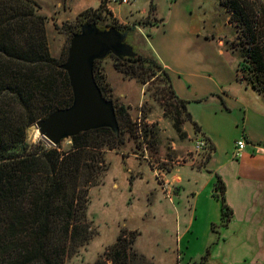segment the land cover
Returning <instances> with one entry per match:
<instances>
[{
    "label": "rangeland",
    "instance_id": "rangeland-1",
    "mask_svg": "<svg viewBox=\"0 0 264 264\" xmlns=\"http://www.w3.org/2000/svg\"><path fill=\"white\" fill-rule=\"evenodd\" d=\"M37 5L38 14L45 18V32L48 39L50 54L56 59H62L70 42L69 29L75 28L77 16L88 8L97 9L100 0H32ZM134 17L139 19L142 27H132L127 34L125 43L132 48L137 56L153 59L159 63H168L180 74L196 69L202 60V70L209 65L210 75L217 76L214 66L225 63V74L230 69L232 77L242 54L240 28L238 21L231 22L230 15L220 5L219 0H131ZM252 21L254 35L259 46H264V0H242ZM108 3V1H107ZM106 3V4H107ZM116 6V4H113ZM249 7V8H248ZM128 7L120 6L122 15L128 14ZM145 10V16L141 12ZM109 10L103 12L102 19L95 22L97 27L113 24L116 28L125 29L132 22H119ZM121 18H123L121 16ZM158 18L163 19L160 24ZM228 18V19H227ZM148 27L143 26L146 23ZM229 23V24H228ZM237 23V24H236ZM163 26L162 31L157 27ZM100 29V28H99ZM119 31V30H118ZM228 40V48L232 50L220 55L218 41ZM215 62V63H214ZM206 63V64H205ZM116 61L108 57L97 63L99 74L105 77L109 85L110 97L117 104L126 108L132 126L131 135L126 130L123 134L124 143L115 149H103V162L99 168L107 167L104 177L95 187L88 191V203L85 217L77 225L81 228L87 225L90 237L84 241L75 238L71 246L73 251H67L64 264H112L106 257V250L115 244L119 235L127 242V264H198L201 256L211 247V251L222 234L219 228L221 217V202L215 197H209L205 186L207 172L197 176L196 181H185L182 173L183 189L179 188V196L169 192L171 187L162 188L164 201L152 210L147 201L146 192L156 189L155 178L148 170L160 168L170 171L176 162L186 163L197 152L193 142L195 135L189 123L183 116L176 114V104L170 97L168 86L161 75H154L147 68L135 70L133 75L125 73L123 67L119 71ZM145 66L148 64L144 63ZM205 64V65H204ZM228 64V65H227ZM229 66V68H228ZM245 84V80L243 81ZM230 87L231 91L234 89ZM251 88V87H250ZM252 89V88H251ZM255 91V90H254ZM264 100V95L258 91ZM253 100L259 96L249 91ZM251 99V100H252ZM259 100L260 104H264ZM172 105V106H171ZM179 122V123H178ZM178 123V124H177ZM36 128L31 125L26 131V142L31 145L38 143L48 146L35 134ZM35 134V135H34ZM70 140L62 141L59 151L68 150ZM146 159V160H144ZM194 166H196L194 164ZM97 167V170H98ZM185 167L182 172H187ZM138 174V175H137ZM166 185V179L163 180ZM195 182L197 184H195ZM158 186V184H157ZM199 192V211H205L209 219H216L213 232L207 223L197 222L198 239L194 233L177 242V235L182 234L188 209L193 204L189 190ZM166 191V192H164ZM250 191V190H249ZM169 193V196L167 195ZM235 196V193H233ZM227 204V202H226ZM228 205V204H227ZM202 225H205L202 227ZM264 226H262V231ZM137 234V235H135ZM238 240V238L236 239ZM264 240V239H263ZM231 245H238L230 241ZM206 245V246H205ZM188 247V248H187ZM261 255L264 256V248ZM134 256L138 260H134ZM140 256L144 261L139 260ZM264 260L255 258L247 261ZM189 261V262H188ZM208 264H233L231 260L225 263L222 251L214 253ZM246 264V263H245Z\"/></svg>",
    "mask_w": 264,
    "mask_h": 264
},
{
    "label": "trees",
    "instance_id": "trees-1",
    "mask_svg": "<svg viewBox=\"0 0 264 264\" xmlns=\"http://www.w3.org/2000/svg\"><path fill=\"white\" fill-rule=\"evenodd\" d=\"M107 1L100 0L97 9L81 12L75 28L69 29V38L81 25L99 22L107 10ZM219 3L230 15L231 24L239 23L236 28H240L242 54L237 76L241 78L236 80H245L247 86L264 95V46L256 42L245 3L242 0H219ZM114 27L108 24L99 28ZM132 29L116 28L120 32ZM66 55L67 50L62 59L51 56L45 18L38 14L34 1L0 0V264H64L67 251L74 249L71 246L75 238L85 241L90 237L87 225L81 228L77 222L85 217L89 189L99 184L107 169L98 167L104 161L103 149L120 147L124 132L132 128L126 108L111 99L105 77L97 72L99 61H95L93 77L102 96L113 103L118 135L109 129L81 133L70 139L66 151H59V144L46 148L41 143L26 142V131L31 125L72 102L67 75L60 69ZM109 57L114 58L119 71L125 72L122 68L127 67V74L147 68L153 76L161 75L176 104V114L183 116L194 134H200L205 143L204 155L209 157L213 147L192 121L187 102L176 96L162 65L141 56L122 60ZM224 193L225 186L216 177L212 196L221 202L218 227L222 229L231 218ZM215 228L211 226L212 231ZM126 247L125 237L119 235L105 255L112 264H127ZM210 253L211 247L198 264H208ZM134 255V260H138ZM139 260L143 262L144 257Z\"/></svg>",
    "mask_w": 264,
    "mask_h": 264
},
{
    "label": "crops",
    "instance_id": "crops-1",
    "mask_svg": "<svg viewBox=\"0 0 264 264\" xmlns=\"http://www.w3.org/2000/svg\"><path fill=\"white\" fill-rule=\"evenodd\" d=\"M111 1L108 0V2ZM108 4V9L113 17L124 24L126 21L132 22L130 27H137V24L142 27L141 24L139 25V19L149 16L134 17L132 14L133 2L126 6L129 16L120 14L122 11L119 5ZM146 13L145 10L141 12L143 16ZM158 21L163 24V19L158 18ZM149 25L151 26L150 22L143 26L148 27ZM157 28L162 31L163 26L160 25ZM227 41V39L218 41V53L222 56L229 51L233 53L228 48ZM160 64L169 74L176 96L187 102L186 109L192 121L197 124L200 132L213 147L209 157L207 154L204 155V150H202L186 163L176 162L173 164V168L166 173L159 168L163 172V178L166 179L167 188L171 187L172 189L169 193L179 196V188L183 187L184 180L182 173L185 176V181L190 183L191 180L196 181L197 176L207 172L208 176L205 186L202 188V194L205 195L207 188L209 197H213L216 177H219L225 186L224 197L231 210V218L227 227L222 229V234H218L220 237L214 242L210 259L215 252L220 250L225 263H228L229 260L233 264H247V261L255 258L264 260V256L261 255L262 244L264 248V229L262 231V226H264V104L259 102L263 98L249 86L236 80L238 77L241 78L237 76L238 67L235 76L232 77L230 69L226 74L224 73L225 63L217 66L212 63L217 76H219L217 79L210 75L209 65L207 66L206 63L205 69L202 70V60L200 61L201 65L196 69L191 68L189 73L183 74L175 71L174 67L168 63L161 62ZM232 85L235 88L231 91ZM249 91L257 94L259 100H253ZM240 139L245 140L246 147L241 156L235 158V143ZM185 167H189V170L182 172ZM153 169L151 170L148 165L147 172L151 171L150 174L155 178ZM155 183L156 189L146 192V198L151 204L152 210H156L158 204L164 201L163 191L157 186L156 179ZM195 184L197 183L195 182ZM183 190L188 192L185 188ZM188 194L191 196L193 204L188 209L189 217H186L182 234L177 235V242L178 240L181 242L188 234H193L194 229L197 231L195 228L197 222L207 223L208 226H216L218 223L213 217L209 219L205 211H199V207L202 206H198V202H196L199 199V192H194L192 189ZM213 232L216 233V231ZM197 236V233H194L195 239L199 238ZM237 238L238 240H236ZM230 241L236 242L238 245H231ZM259 262L261 261L256 260L248 264H259Z\"/></svg>",
    "mask_w": 264,
    "mask_h": 264
},
{
    "label": "water",
    "instance_id": "water-1",
    "mask_svg": "<svg viewBox=\"0 0 264 264\" xmlns=\"http://www.w3.org/2000/svg\"><path fill=\"white\" fill-rule=\"evenodd\" d=\"M127 34L128 31L120 32L115 28L100 30L92 22L81 25L71 37L60 69L67 75L72 102L34 123L38 138L48 146L56 147L81 133L99 129H109L118 135L113 103L102 96L93 77V64L110 55L121 60L136 58L125 43Z\"/></svg>",
    "mask_w": 264,
    "mask_h": 264
},
{
    "label": "built area",
    "instance_id": "built-area-1",
    "mask_svg": "<svg viewBox=\"0 0 264 264\" xmlns=\"http://www.w3.org/2000/svg\"><path fill=\"white\" fill-rule=\"evenodd\" d=\"M108 3L116 4L119 6H127L131 3V0H112L111 2H108ZM108 3L106 4L107 10H109L108 9V6H109ZM192 142H193L194 150L196 152L202 151L205 147V143L202 141V139L199 135H195ZM245 147H246V142L244 139H240V140L236 141L235 150H234V157L239 158ZM152 172L154 173L158 187L160 188V190H163L162 188L166 187V185L163 181L164 180V178L162 176L163 172H161L159 169H153ZM166 189H167V187H166ZM164 192H166V191H164Z\"/></svg>",
    "mask_w": 264,
    "mask_h": 264
},
{
    "label": "bare ground",
    "instance_id": "bare-ground-1",
    "mask_svg": "<svg viewBox=\"0 0 264 264\" xmlns=\"http://www.w3.org/2000/svg\"><path fill=\"white\" fill-rule=\"evenodd\" d=\"M35 134H36V136H37V131H35ZM35 134H34V135H35Z\"/></svg>",
    "mask_w": 264,
    "mask_h": 264
}]
</instances>
